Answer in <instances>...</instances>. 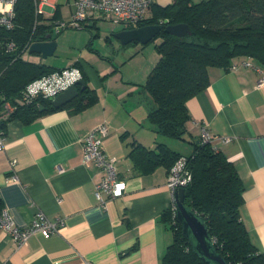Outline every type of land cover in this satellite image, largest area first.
I'll list each match as a JSON object with an SVG mask.
<instances>
[{"label": "crops", "instance_id": "crops-1", "mask_svg": "<svg viewBox=\"0 0 264 264\" xmlns=\"http://www.w3.org/2000/svg\"><path fill=\"white\" fill-rule=\"evenodd\" d=\"M172 1L154 3L165 6ZM72 2L49 0L42 6V21L50 24L55 12L57 19L68 18ZM102 19L95 14L83 27L97 29ZM115 25L105 28L109 34L99 49L73 52L62 66L44 62L27 50L23 54L26 60L57 69L76 65L95 98L77 110L62 108L29 122L7 121L0 151L2 207L18 226L28 225L37 211L50 219L60 216L63 223L48 238L35 232L24 244L0 230V264H163L162 256L173 239L162 219L171 204L167 169L157 166L140 173L128 154L132 143L153 148L163 142L185 155L192 146L186 140L182 141L188 146H183L176 138L158 134L148 123L149 100L141 85L154 54L138 42L121 44L113 33L127 27ZM60 33H51V38L56 42ZM96 37L102 39L98 31ZM138 51L146 56L137 69L133 60ZM154 56L153 65L158 59L156 49ZM242 60L264 69L251 57L239 59L235 67H209L208 84L186 101L190 115L187 138L198 137L200 126L205 125L211 145L232 163L243 185L241 219L251 243L264 253V84L257 83L258 73L241 65ZM133 62L124 73L123 67ZM100 122L108 126L102 140L104 152L115 157L118 176L126 183L124 193L106 199L105 207L94 195L103 171L83 162L85 137ZM12 159L16 160L13 168ZM13 173L15 181L10 180Z\"/></svg>", "mask_w": 264, "mask_h": 264}, {"label": "trees", "instance_id": "trees-1", "mask_svg": "<svg viewBox=\"0 0 264 264\" xmlns=\"http://www.w3.org/2000/svg\"><path fill=\"white\" fill-rule=\"evenodd\" d=\"M14 12L13 27H0V131L3 134L8 120L29 122L58 109L77 110L95 98L93 89L85 82L83 88L77 84V95L59 107L41 95L29 102L22 100V91L30 81L57 68L23 57L27 43L45 40L52 33V23L42 21L34 0H17ZM57 17L55 12L52 20ZM165 19L170 24H187L191 35L180 38L160 31L153 39L158 59L141 85L149 100L146 118L155 132L186 140L192 149L185 155L163 142H157L153 148L132 143L128 155L140 173H148L157 166H164L168 172L178 157L185 156L191 180L184 187L182 202L203 218L215 250L228 264H264V253L249 240L240 216L243 185L235 168L210 142H203L200 135L187 138L190 115L186 107L187 99L208 84L209 67L227 68L244 57L264 66V0H173L165 6L153 3L150 16L137 26L158 24ZM9 41L16 47L8 53L3 46ZM6 104L11 109L4 117ZM162 219L173 236L162 256L163 264H208L192 251L170 209L162 213Z\"/></svg>", "mask_w": 264, "mask_h": 264}, {"label": "built area", "instance_id": "built-area-1", "mask_svg": "<svg viewBox=\"0 0 264 264\" xmlns=\"http://www.w3.org/2000/svg\"><path fill=\"white\" fill-rule=\"evenodd\" d=\"M17 0H0V27L12 28L15 16L14 7ZM49 0H34L36 13H43V5H48ZM155 0H73V11L69 18L54 19L52 33H57L67 27L83 28L84 22L98 14L100 18L120 23L125 26L135 27L150 16V9ZM162 23V22H160ZM31 44V43H30ZM25 45L27 50L29 45ZM12 41L6 42L3 46L5 52L15 49ZM241 65L250 66L258 73V84H264V69L251 64L249 61H240ZM234 63L231 67H235ZM82 79L81 70L77 66H67L42 75L27 85L35 88L36 94H31L25 88L22 91V100L31 101L35 96L41 95L51 100L59 93ZM9 105L4 107L3 116L10 111ZM6 109V110H5ZM108 126L105 122L95 125L85 137L83 145L84 164L93 163L103 171L99 182L94 185V195L102 207L106 205V199L121 196L125 189V181L118 176L115 166V157L107 155L102 146L103 137L107 134ZM200 139L203 142H211V134L205 125L200 126ZM4 134L0 131V151L3 149ZM16 163L15 159L10 161L11 168ZM10 180L15 181V174H11ZM191 180V172L187 167V159L180 156L171 165L167 172V186L171 191L170 210L174 214L175 201L179 188H184ZM63 220L60 216L54 219L48 218L45 214L37 211L32 221L26 226L15 224L6 208H0V230L5 231L12 240L19 244L26 243L28 237L35 232H40L45 238L58 232Z\"/></svg>", "mask_w": 264, "mask_h": 264}, {"label": "water", "instance_id": "water-1", "mask_svg": "<svg viewBox=\"0 0 264 264\" xmlns=\"http://www.w3.org/2000/svg\"><path fill=\"white\" fill-rule=\"evenodd\" d=\"M160 31H164L180 38H186L191 35V31L187 24H170L168 23V20L165 19L162 23L158 24H146L137 27L125 28L113 33V36L124 45L130 42L146 44L153 40ZM56 45L57 43L51 38V34H48L45 40L33 41L29 45L27 51L28 53H35L40 55L42 58H46L54 53ZM77 84H80L83 88V79L56 95L51 100L52 105L54 107H59L71 101L78 93L76 87ZM39 109H41L40 106ZM183 195L184 188H179L174 206V214L177 221L181 225L183 236L190 244L192 251L208 264H228L215 250L203 218L183 204Z\"/></svg>", "mask_w": 264, "mask_h": 264}, {"label": "rangeland", "instance_id": "rangeland-1", "mask_svg": "<svg viewBox=\"0 0 264 264\" xmlns=\"http://www.w3.org/2000/svg\"><path fill=\"white\" fill-rule=\"evenodd\" d=\"M48 3H49V1H48ZM63 19H67V18H63ZM108 22H110L112 24H116L115 27H117V28L122 27V24L114 23V22L107 20V19H105L103 21H99L97 29H95V28L84 29V27L81 29L75 28V27H67V28L63 29L61 31V33L58 35L57 41H56L57 47H56L54 53L51 56H48L46 58H42L41 56H39V58L44 62L51 63L52 65L62 66L67 61L68 57H71V55H73L72 54L73 52L76 54V53H78L79 50H82V52L84 54L86 52L87 48H89V47H94V48L99 49L101 47V41L103 42L104 35L109 34V31H107L108 29H105V28L111 27L112 24H110ZM97 31L100 33V37L102 38L100 40H98L96 37ZM106 31L108 33H105ZM154 42L155 41L152 40L145 45L140 44L139 46L142 48H146L145 49L146 51L151 50V53L155 55V48H154L155 44H154ZM139 53H140V51H138L136 53L137 58L133 60L136 64L137 69L139 68V66L142 68V64H143L144 58L146 56L145 53H144V55H138ZM136 54H134L133 56H135ZM149 54H150V52H149ZM154 55H152L153 57H152V59H150V65H151L150 69L153 67V64H151V63H154L153 62L155 59ZM134 62L129 63L130 65L128 64V66H126V67H123L124 73L129 66L134 64ZM8 107L11 109L10 106H8ZM175 142H177L183 146H188V144L185 141H182L179 139H175ZM184 149H187V147H183V150ZM188 149H189L188 151L191 152V147H189Z\"/></svg>", "mask_w": 264, "mask_h": 264}, {"label": "clouds", "instance_id": "clouds-1", "mask_svg": "<svg viewBox=\"0 0 264 264\" xmlns=\"http://www.w3.org/2000/svg\"><path fill=\"white\" fill-rule=\"evenodd\" d=\"M26 88H27V91L29 92V93H31V94H36V89L35 88H33L31 85H27L26 86Z\"/></svg>", "mask_w": 264, "mask_h": 264}]
</instances>
